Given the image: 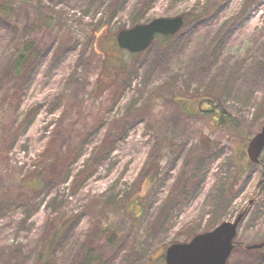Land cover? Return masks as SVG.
I'll return each mask as SVG.
<instances>
[{
	"label": "rangeland",
	"instance_id": "374dc122",
	"mask_svg": "<svg viewBox=\"0 0 264 264\" xmlns=\"http://www.w3.org/2000/svg\"><path fill=\"white\" fill-rule=\"evenodd\" d=\"M263 125L264 0H0V264H165L238 218L226 264H264Z\"/></svg>",
	"mask_w": 264,
	"mask_h": 264
},
{
	"label": "water",
	"instance_id": "95a60500",
	"mask_svg": "<svg viewBox=\"0 0 264 264\" xmlns=\"http://www.w3.org/2000/svg\"><path fill=\"white\" fill-rule=\"evenodd\" d=\"M184 25L182 17L156 19L145 25L134 26L116 35L119 49L130 54L144 52L157 36H172ZM264 149V125L259 134L247 146L246 154L250 163L257 164ZM238 218L234 223H223L213 231L194 237L188 244H174L165 252L166 264H226L233 250ZM264 244L248 247L262 249Z\"/></svg>",
	"mask_w": 264,
	"mask_h": 264
},
{
	"label": "trees",
	"instance_id": "16d2710c",
	"mask_svg": "<svg viewBox=\"0 0 264 264\" xmlns=\"http://www.w3.org/2000/svg\"><path fill=\"white\" fill-rule=\"evenodd\" d=\"M173 37H159L156 41L161 42H168ZM112 44L116 46L115 41H112ZM105 52V51H104ZM20 61H18L17 64H19ZM207 105L211 107V109H205L203 112L205 114H210L213 117V120L217 123V126L219 125V128L223 129L228 134H233V131L237 130V122L235 119H232L230 115L219 105H215L213 102H208ZM183 111L186 113L188 112L187 109H183ZM189 113V112H188ZM187 113V114H188ZM190 114V113H189Z\"/></svg>",
	"mask_w": 264,
	"mask_h": 264
}]
</instances>
